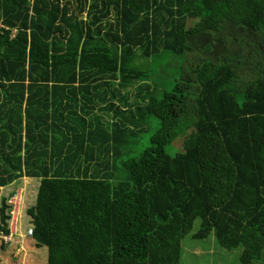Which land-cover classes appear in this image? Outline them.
Here are the masks:
<instances>
[{"label": "trees", "instance_id": "16d2710c", "mask_svg": "<svg viewBox=\"0 0 264 264\" xmlns=\"http://www.w3.org/2000/svg\"><path fill=\"white\" fill-rule=\"evenodd\" d=\"M195 219L264 257V0H0V264H181Z\"/></svg>", "mask_w": 264, "mask_h": 264}, {"label": "rangeland", "instance_id": "374dc122", "mask_svg": "<svg viewBox=\"0 0 264 264\" xmlns=\"http://www.w3.org/2000/svg\"><path fill=\"white\" fill-rule=\"evenodd\" d=\"M179 63H181V60L177 58L176 61L171 63L169 66L167 65L165 66V64L161 65L160 69L164 70L163 75H165V73H166V76L178 75ZM107 118L108 117L105 116V119ZM150 125L151 126L148 129V131L146 133H143L140 138V142L138 143V149L136 151L137 152L136 154L140 153L142 149L148 145V138L154 132V128L156 126V120L151 119ZM175 149L176 147L173 146V147L168 148V151L169 153L172 154V152L175 153L177 151ZM125 175L126 173L124 172V170L119 168L118 174L116 175L115 179H124ZM16 197H18V205H19L20 200H21V190L20 189H18L16 193ZM9 201L17 202V200H15L14 197H12ZM17 209H19V206ZM13 212H14L13 215H11V212H10V215H11L10 232H11V229L15 232V225H16L17 216H18L17 214L18 210L13 211ZM13 216H14V221H12ZM14 222L15 224L12 225V223ZM198 225H199V219H195L191 232L188 235H186L181 241L182 248H183L182 257H181L182 260H187V262L190 261V264H222V263H219L218 261L224 260L226 256L228 259H231L230 264L238 263L236 260H238V256L240 254V250H241L240 247L236 249H232L230 251L220 249L219 247H217L216 245L217 243L212 235H210L209 237L205 239H192L190 234L197 230ZM6 237L7 238L5 239H8L9 235Z\"/></svg>", "mask_w": 264, "mask_h": 264}, {"label": "crops", "instance_id": "0c3cea01", "mask_svg": "<svg viewBox=\"0 0 264 264\" xmlns=\"http://www.w3.org/2000/svg\"><path fill=\"white\" fill-rule=\"evenodd\" d=\"M18 189L21 190V188H18ZM17 191H18V190H17ZM17 191H16V193H17ZM16 193H15V195H16ZM9 203H10V201H9ZM13 232H14V231H13ZM18 251H20V249H19ZM223 256H225V255H223ZM223 258H224V257H223ZM236 261L238 262L237 264H240L238 260H236ZM218 262H219V263H222V264H226V263H227V264H230L231 259H228V258L225 256L224 260H222V261H218ZM181 264H190V261L187 262V260H182ZM250 264H264V257L259 258L258 260H255V261H253V262L250 263Z\"/></svg>", "mask_w": 264, "mask_h": 264}, {"label": "built area", "instance_id": "2783aa9c", "mask_svg": "<svg viewBox=\"0 0 264 264\" xmlns=\"http://www.w3.org/2000/svg\"><path fill=\"white\" fill-rule=\"evenodd\" d=\"M14 197V199L15 200H17V202L16 201H10V203L12 204V209H11V215H13V211H16V210H18L17 208H18V197H16V195H14L13 196ZM12 221H14V216H13V220ZM16 221V220H15ZM15 224V222L14 223H12V225H14ZM12 232H13V230L11 229V232H10V234H9V237H10V235L12 234ZM32 233V231H31V229H29L28 231H27V234L28 235H30ZM5 238H7V237H5ZM9 239V238H8Z\"/></svg>", "mask_w": 264, "mask_h": 264}, {"label": "water", "instance_id": "95a60500", "mask_svg": "<svg viewBox=\"0 0 264 264\" xmlns=\"http://www.w3.org/2000/svg\"><path fill=\"white\" fill-rule=\"evenodd\" d=\"M17 52V48H14V47H9L7 49V53L8 54H12V53H16Z\"/></svg>", "mask_w": 264, "mask_h": 264}]
</instances>
